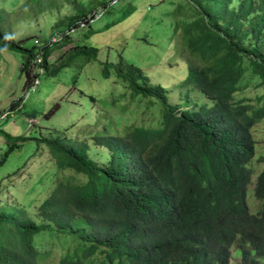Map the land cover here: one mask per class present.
Masks as SVG:
<instances>
[{"label":"trees","instance_id":"obj_1","mask_svg":"<svg viewBox=\"0 0 264 264\" xmlns=\"http://www.w3.org/2000/svg\"><path fill=\"white\" fill-rule=\"evenodd\" d=\"M132 12L122 11L101 30L89 29L94 12H76L54 31L59 40L50 42L52 33L31 47L6 36L0 22V50L21 54L29 96L41 75L55 77L74 60L80 72L96 60L98 48L82 41ZM173 17L176 58L186 63L179 85L186 97H195L174 103L178 97L172 101L169 90L121 54L116 62L101 61V76L119 85L101 103L114 117L99 106L83 135L33 137L34 152L0 180L12 182L15 174L14 195H29L34 189L26 187L28 178L38 175L30 156L44 150L54 164L51 184L36 205L30 204L34 197L21 204L13 191L0 189L8 193L7 204L0 194V264L51 260L34 243L41 232L72 236L68 248L57 237L51 241L60 245L57 264H231L233 248L240 264H264V166L247 198L255 173L253 128L264 120V0H179ZM140 100L147 110L159 105L157 126L132 123L117 131L121 116L115 110L128 112L129 103ZM21 101L9 110L21 111ZM35 113L24 112L29 119ZM3 114L0 123L9 117ZM0 133L11 143L5 156L28 141Z\"/></svg>","mask_w":264,"mask_h":264},{"label":"rangeland","instance_id":"obj_2","mask_svg":"<svg viewBox=\"0 0 264 264\" xmlns=\"http://www.w3.org/2000/svg\"><path fill=\"white\" fill-rule=\"evenodd\" d=\"M177 1L179 0H0V22L4 34L14 40H23L22 44L25 47H31L35 39H48L54 31L63 29L67 17L75 15L76 12H79L77 14L104 12L100 17L94 18L89 27L101 30L106 29L105 25L112 22L122 11L133 10L123 21L82 41L83 44L98 48L96 60L87 63L80 72V62L74 60L55 77L41 75L40 84L35 92L28 94L29 96L24 95V74L20 71L21 54L0 50V113H2L0 120L3 119V113H9L8 119L0 123V131L3 130L11 136H25L28 139L21 147H14L5 156L11 143L0 133V161L2 156H5L0 162V180L13 174L14 170L29 157L28 155L34 152L33 137L62 135L63 131L71 136L83 135V127L97 118L96 107L99 106L108 113V117H114V111L110 112L101 103L105 100L110 101L115 91L119 90V85L101 76V61L116 62L121 54L126 61L139 66L149 75L152 83H159L169 90L168 95L172 101L178 97L174 103H188L195 97L192 93L186 97L179 85L182 77L186 75V63L176 58L173 8ZM58 23L61 26L56 27ZM84 29L77 30L74 36L77 37V33L85 31ZM170 60L172 62H169ZM91 95L103 100L92 103ZM195 95L201 97L197 93ZM20 97L24 99L23 102ZM14 101H21V111L9 110L10 104ZM56 104L58 108L54 109ZM105 106L112 109L110 104ZM157 106L159 107L158 104ZM157 106L147 110L146 101L140 100L129 103L128 112L115 110V114L121 116L116 130L122 131L125 124L132 123L157 126L159 119ZM51 109H54V112L46 115ZM31 110H36V113L34 118L29 119L24 112ZM152 121L156 123H150ZM253 136L256 144L250 166L254 168L255 177L264 166V162L257 161L264 156V120L253 128ZM38 153L29 158L30 161H34L30 168L37 171L38 175L28 178L26 184V187H33L34 193L14 195L15 174L12 182H8L7 178L6 181H0V189L13 191L10 193L11 197L13 199L15 197L21 204H26L34 197L30 204L36 200V205L45 196L46 189L51 184L49 178L55 171L54 164L50 162V156L44 150ZM68 173L65 171V174ZM79 175L85 179L83 174ZM38 176L41 177L39 183ZM251 190L252 186L249 185L248 200L252 198ZM7 196L8 193L2 194L4 199L2 202L5 204ZM46 237L51 240H46ZM54 237L58 238V243L63 248H68L72 244L71 235L50 232L35 234L33 240L38 250L49 251L53 257L51 260L45 258L40 264H57L60 245L52 244ZM45 244L47 245L43 247ZM231 264H240L237 249L232 250Z\"/></svg>","mask_w":264,"mask_h":264},{"label":"built area","instance_id":"obj_3","mask_svg":"<svg viewBox=\"0 0 264 264\" xmlns=\"http://www.w3.org/2000/svg\"><path fill=\"white\" fill-rule=\"evenodd\" d=\"M98 13V14H97ZM102 12H95L94 13V18H98L99 17V15L101 14ZM81 25H83V24H85V22H81L80 23ZM62 36H61V33L60 32H54L52 35H51V37H50V42H55V41H57V40H59L60 38H61ZM34 42L35 43H37V39H35L34 40ZM39 61V60H38ZM39 83V80L38 79H36L35 80V84H38ZM27 95V94H26Z\"/></svg>","mask_w":264,"mask_h":264},{"label":"clouds","instance_id":"obj_4","mask_svg":"<svg viewBox=\"0 0 264 264\" xmlns=\"http://www.w3.org/2000/svg\"><path fill=\"white\" fill-rule=\"evenodd\" d=\"M255 172V171H254ZM257 175V174H256ZM256 177V176H255ZM255 177H254V175H253V183H252V187H253V185H254V180H255ZM232 250H234V248L232 249ZM231 254H232V251H231ZM231 258H232V256H231Z\"/></svg>","mask_w":264,"mask_h":264}]
</instances>
